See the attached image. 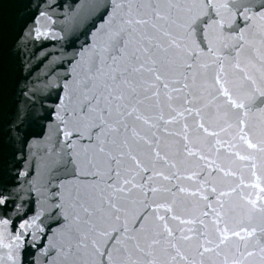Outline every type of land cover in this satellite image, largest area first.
<instances>
[{
  "label": "snow or ice",
  "instance_id": "1",
  "mask_svg": "<svg viewBox=\"0 0 264 264\" xmlns=\"http://www.w3.org/2000/svg\"><path fill=\"white\" fill-rule=\"evenodd\" d=\"M0 264H264V0H0Z\"/></svg>",
  "mask_w": 264,
  "mask_h": 264
},
{
  "label": "water",
  "instance_id": "2",
  "mask_svg": "<svg viewBox=\"0 0 264 264\" xmlns=\"http://www.w3.org/2000/svg\"><path fill=\"white\" fill-rule=\"evenodd\" d=\"M59 47L58 41L42 38L41 41L25 40L23 30L17 37L16 44L13 45L14 53L12 58L14 78L17 81L16 89L18 95L17 106L20 107L22 115L27 109L24 106L25 97L21 89L27 90L26 86L36 85L38 88L43 87L45 74L52 68L54 57L47 54L55 53L59 56L56 49ZM19 168H24L23 161H19Z\"/></svg>",
  "mask_w": 264,
  "mask_h": 264
}]
</instances>
